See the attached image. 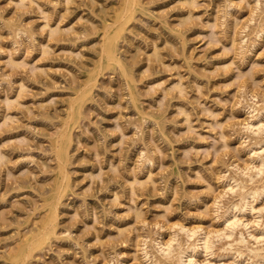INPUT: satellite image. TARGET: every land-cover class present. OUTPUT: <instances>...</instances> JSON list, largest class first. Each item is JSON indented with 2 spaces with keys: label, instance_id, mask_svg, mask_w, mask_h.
Returning a JSON list of instances; mask_svg holds the SVG:
<instances>
[{
  "label": "rangeland",
  "instance_id": "1",
  "mask_svg": "<svg viewBox=\"0 0 264 264\" xmlns=\"http://www.w3.org/2000/svg\"><path fill=\"white\" fill-rule=\"evenodd\" d=\"M259 1L139 0L112 64L101 52L124 0H0V264L40 233L59 193L55 234L24 264H149L145 251L165 264L162 233L224 228L240 199L227 180L264 181L238 172L264 139L246 129L264 113ZM221 237L227 264L237 244Z\"/></svg>",
  "mask_w": 264,
  "mask_h": 264
},
{
  "label": "bare ground",
  "instance_id": "2",
  "mask_svg": "<svg viewBox=\"0 0 264 264\" xmlns=\"http://www.w3.org/2000/svg\"><path fill=\"white\" fill-rule=\"evenodd\" d=\"M257 1L260 4L262 3L259 0ZM138 4H139V0H124L123 9L117 16V22L119 23V26H114L117 23L113 25L111 24L114 27H111L110 25L109 27H107L108 24L106 26L108 28V31H106L107 36L105 40V45L102 47L103 50L101 53H104L106 56V60L112 64L121 63L117 56L118 37L120 33L122 32V29L124 28L123 25L126 24V20L132 17L134 8ZM258 36L260 39L264 37V28L260 29ZM95 80L97 81V79ZM95 80L93 81V78H90L89 82L85 84L86 92H89L91 90L93 83H95ZM78 95H80V93ZM75 101L76 100H74V102ZM249 107H252V106H249ZM249 109H252V108H249ZM251 111L252 110H250V112ZM262 111L264 112V110ZM256 113H257V110L254 114ZM261 114L262 113L260 111V114H258L259 116L255 118L253 117L254 119L251 121L250 124L248 123V127H246V129L250 130V132L254 134H263L264 133V122L261 118ZM70 118L72 119V117ZM68 119L69 118H67V120ZM67 120L65 122H67ZM69 123L70 122H67L66 124H64L66 125L65 128L62 127V129H64L63 132L61 133L62 136L60 134L62 138V142L61 141L57 142L58 144L60 143L59 146H57L58 144L56 143L57 144L56 146L58 147L57 148L58 150L56 149L57 150L56 152H58V156H59V159L58 157L57 159L59 161L61 160L60 172H59V180L61 184L60 191H62L61 189H65L69 184V178L66 172L65 164H63V160H65V157H66L65 143L69 139V136H70ZM58 139H60V137ZM253 146H258V147L256 149V147L254 148ZM249 148L251 149V146ZM250 152H251V161L250 160L249 161L251 163L250 162H249L250 164L247 163L248 165H245V167H242V168L238 167V172L242 175H246V178L248 175V182L250 180L253 184H256L255 183L256 177L259 178V176L262 175V177L264 178V139L260 143L257 142L255 143V145H252V150H250ZM235 166L236 165H234V169L235 168L237 169V167ZM230 179L231 180L228 179L227 180L228 182H226L227 185H229L227 189L232 194H239L240 199H238L237 202L232 203L231 205L232 208L230 207L231 209L224 211L225 213L223 217L220 216L221 219L224 218L223 219L224 228H222L223 230L220 228L221 230L216 231L215 229V232H216L215 234V232H213L214 230L208 231V229L206 230L203 227H199V226L198 227H192V226L187 227V226L180 225L179 227L176 226L178 230L172 229L173 232L171 234V238L166 241L163 238V235H162L163 233L161 234L159 232L161 235L159 236L158 239L156 240L154 239V244L156 245L158 252H160L164 260H166L165 264H226L225 259L222 258L223 254L219 256L218 254L219 252L214 250V246H215L214 241L216 240L214 239V237L216 238V236H219V240H220V236L222 237L224 236L225 238H227V240L229 238L230 241H227L226 244H229L228 242H230L233 248L237 244L236 250H235L237 251V255H235L236 253H234V251L231 248L228 249V252L230 251V249H231L230 252L233 251L232 253L234 254H231L232 257L233 255L235 256L233 257V260H231V262L229 261L227 264H264V207H263L264 205L262 206L259 205L260 207L258 206V202L260 201V199L262 200V198L264 197V181H262L263 182L262 186L248 187L245 181L241 180L240 178L233 177ZM59 194L56 197V199L52 200V203L51 201L48 203V210L45 216L42 229L39 231L40 233L36 237L32 236L33 239L29 240L23 246L20 247L19 251L15 255L14 260L12 261V264H24L25 262L23 260L24 257L28 259V257L31 256L32 250L35 246H39L40 244H42L45 238H49L50 236L55 234L57 209L59 208L58 205L60 203L61 196H62ZM225 195H226V191H225ZM249 215H252V219L248 218ZM173 227L175 228V225ZM182 234L186 236L187 238L186 243H183L182 241L179 240L180 235ZM214 234L216 236H214ZM222 237L221 239L223 240L224 238ZM145 241L147 242V240ZM224 245L225 243L223 244V246ZM226 246L228 245H225V247ZM228 247H231V246H228ZM214 251L217 252L218 254L217 256ZM222 251L224 250L222 249ZM225 251H226V248H225ZM145 252H146L145 257L147 256L146 257L147 259H145V261L146 260L148 262L150 261L149 264L150 263L151 264H162V260L161 261H158V260L151 261V258L148 255V251H145ZM202 254L206 256L205 260L203 261L199 259L200 255ZM245 254L246 255L248 254L247 258L252 257V256L250 257L249 254L255 255L256 257L259 256L258 259L260 258L259 260L260 263H255L253 262V260L250 262L246 258L248 260L247 261L246 259H244ZM222 259H224V261ZM255 260L257 261V258Z\"/></svg>",
  "mask_w": 264,
  "mask_h": 264
}]
</instances>
